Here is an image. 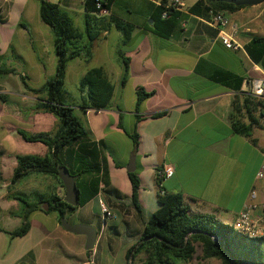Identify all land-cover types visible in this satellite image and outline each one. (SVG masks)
Returning <instances> with one entry per match:
<instances>
[{
    "label": "crops",
    "instance_id": "0c3cea01",
    "mask_svg": "<svg viewBox=\"0 0 264 264\" xmlns=\"http://www.w3.org/2000/svg\"><path fill=\"white\" fill-rule=\"evenodd\" d=\"M50 1L60 4L74 22L77 16L84 19V0ZM196 1L191 4L184 1V7L178 10L182 13V19L168 38L159 37L151 31L152 17L155 7L158 6L153 0H140L141 4L133 11L125 5L120 8L121 13L116 12L117 1L111 13L136 26L130 42L123 47L126 57L130 59L129 76L125 85L122 83L124 67L116 53L121 47L122 34L117 30L105 33L95 41L93 58L89 63L75 59L67 68L66 82L71 73L78 75L76 78L79 83L89 70L103 67L115 86L112 108L100 112L89 110L84 114L91 138L102 142L105 152L116 154V161L120 164L117 167L107 152L103 155L111 187L126 193L122 200L102 192L97 199L107 202L116 216V221L126 225L128 232L136 236V242L148 220L160 207L159 187L156 182L158 177L162 178L161 188L164 194H179L194 214L211 216L230 226L244 206L251 201L252 193L258 194L257 184L264 181L258 179L264 163L262 109L258 107L253 113L258 126L254 127L251 139L236 134L230 115L233 110L232 101L237 93L213 79L219 69L243 78L242 91L238 95L244 101L251 95V82L264 76L262 67L251 59L245 49L253 36L264 37V1L257 6H244L234 14H226L229 25L225 30L242 46L239 51L224 47L219 30L210 25V19L189 12ZM125 10L133 16L126 17ZM0 15L6 21L0 23V68L14 69L19 74L27 72L28 82L32 87L43 86L48 79L42 85L33 84L34 75L48 73L53 77L56 74L58 58L53 32L40 16V2L0 0ZM114 31L120 33L117 44L111 41ZM24 47L28 52L26 56L21 49ZM99 56H105L108 63L97 61ZM112 58L114 64L109 63ZM16 65L25 67V70L16 69ZM140 88L155 94L142 103L139 110L141 120L138 122L136 103L137 90ZM1 94L22 98L27 103L32 100L35 102L33 107L37 102L36 97L26 93L23 85L18 88L17 93L0 92ZM83 99L82 97V102L75 108L78 109L83 104ZM159 113L165 115L153 117ZM92 114L99 116L97 122H90ZM35 115L41 118L53 117L56 125L54 130L59 128V121L53 115ZM16 117L21 118L22 114L19 113ZM244 121L247 122L246 119ZM28 125L30 128L34 126L30 121ZM18 130L20 129L3 130V136L7 140L11 138L10 143L17 142L18 139L26 142L18 134ZM135 131L139 135L137 149L129 137ZM252 139L257 143L254 144ZM134 152L136 172L141 180L139 201L143 210L142 216L134 210L131 201L133 188L127 171ZM250 154L256 155L255 160H251ZM15 167L16 161L8 177L4 175L5 180L11 178ZM165 167L173 168L172 177L161 176ZM3 172L5 173L4 166ZM123 175L130 185L128 190H123L125 178L122 180L123 187L115 179L116 176ZM37 181L40 187L34 192L46 197L66 196L65 190L53 177L46 176L38 178ZM3 187L0 186V208L3 210L0 215H5L10 220H20L10 215L11 211H18L19 206L16 201L6 199L8 191ZM263 194V191L259 193L260 196ZM37 213L40 211L31 215L32 227L25 237L12 238L8 233L0 232V264H57L49 242L51 231L43 223H36L34 216ZM99 217L103 221L101 210ZM111 222L113 220L103 221L101 230L97 231L99 234L96 244L102 230L111 226L108 224ZM113 226L117 228L116 225ZM2 228L9 232L16 230ZM53 229L57 236L67 237L68 231L61 226L59 219ZM40 247L42 250L38 251ZM64 252L70 258L76 257L69 250ZM87 256L90 259L92 255L89 253ZM88 262V259L78 258L75 264Z\"/></svg>",
    "mask_w": 264,
    "mask_h": 264
},
{
    "label": "trees",
    "instance_id": "16d2710c",
    "mask_svg": "<svg viewBox=\"0 0 264 264\" xmlns=\"http://www.w3.org/2000/svg\"><path fill=\"white\" fill-rule=\"evenodd\" d=\"M38 1L41 19L51 28L54 35V48L58 58L56 74L39 88L29 84V75L16 73L14 69L0 68V78L3 75L18 74L26 93L37 98L34 112L53 115L59 121V128L54 132L42 131L32 134L18 130L24 141L43 144L47 147L48 153L44 157L15 156L16 167L7 185L6 199L20 203L19 210L11 211L10 215L20 218L22 224L12 232L0 227V232L8 233L12 238H22L29 233L32 227L31 215L36 211H44L42 207L46 203H49L48 213H58L61 224L62 218L67 220L68 215L76 213L78 208L97 199L101 192L118 200L125 197L110 185L109 174L103 160V155L107 151L105 152L102 142H96L91 138L90 132L76 114V105L67 103L65 82L68 64L75 59L89 63L93 58L95 41L105 33L117 30L122 34L121 47L116 53L124 67L122 83L125 85L129 76L130 59L126 57L123 47L130 42L136 26L111 13L118 0H84V32L75 27L73 18L60 4L50 0ZM171 1L162 0L161 4L155 7L152 17L151 31L162 38H168L182 19V13L171 7ZM242 8L244 6H236L224 0H197L189 12L209 20L211 13L234 14ZM164 13H167L166 17L163 16ZM0 23H6L1 15ZM245 49L251 59L264 70V37L253 36ZM213 79L237 93L232 101L231 125L236 134L251 139L254 127L258 126L253 113L261 107V114L264 117V101L252 95L241 101L238 93L242 91L244 79L227 70H217ZM79 91L82 95L86 94V97H83V104L79 106L84 113L89 110L100 112L112 108L115 86L103 67L89 70L79 82ZM154 94L143 88L137 90L138 122L141 120L139 110L142 103ZM164 115L165 113H159L153 117ZM129 137L137 149L139 135L135 131ZM252 142L257 143L254 139ZM111 154L110 157L113 159ZM4 155L5 152L0 150V186L6 183L1 164ZM113 160L116 166L120 167L116 159ZM60 167H66L71 175L78 176L76 182L80 197L78 207L67 204L65 197H46L38 194L28 198L14 191V186L35 174L53 177L65 190L63 182L58 177ZM128 175L133 188L132 204L139 216H142L139 174L135 171ZM156 182L159 187L160 207L146 223L137 242L128 249L126 264H135L141 255L145 257L143 264H190L196 256L197 245L202 249L203 261L216 259L222 264H264L263 239H250L236 232L233 226L225 225L214 217L194 214L181 195L161 194L163 192L161 177H158ZM101 185H104V188H101ZM2 212L0 208V214Z\"/></svg>",
    "mask_w": 264,
    "mask_h": 264
},
{
    "label": "rangeland",
    "instance_id": "374dc122",
    "mask_svg": "<svg viewBox=\"0 0 264 264\" xmlns=\"http://www.w3.org/2000/svg\"><path fill=\"white\" fill-rule=\"evenodd\" d=\"M194 0H187V4H191ZM140 0H118V4L116 5V12L121 13L122 7L125 5H128L130 7V10H134L135 7L140 5ZM133 7V8H132ZM125 16L126 17H132V13L127 12L128 10H125ZM124 15V14H122ZM75 27L81 31L84 32L85 29V23L83 18L76 17L75 20ZM120 36V33L117 31H114L113 36L111 37V41L115 42L116 44L119 43L118 37ZM22 53L24 56L28 55L26 47L21 48ZM29 59V56H28ZM117 59V57H116ZM100 62L108 63L105 56H99L96 59ZM16 62V61H15ZM110 64H114V58L109 62ZM15 65V64H14ZM74 66V65H73ZM16 69H22L25 70V67H21L16 65ZM27 75H29L27 72H23ZM76 74H71L68 76L67 82H66V91L68 93V97L66 99L67 103L72 105H79L82 102V97H86V94H83L79 91V83L77 82ZM54 77V76H53ZM35 80L33 84H39L42 85L45 83L47 79L52 78L51 74H42V75H34ZM33 78V79H34ZM29 81V80H28ZM32 83V82H30ZM21 80L20 76L18 74L13 75H3L0 78V92H7V93H17L18 88H20ZM29 96L34 97V95L29 94ZM127 97L129 98V94L127 93ZM22 98L16 97V96H6L5 94L0 95V150L5 152V155L1 158V164L2 169L3 166L5 167V173L4 175L8 177V174L10 170L12 169V165L16 161L15 156L16 155H33V156H40L44 157L48 153V149L46 146L40 144V143H27L23 142L18 139V141L14 142L12 141L10 143V140H7L3 135V130H10V129H22L25 130L27 133L32 134L36 133L38 131H56L55 129V121L52 119L53 117H39L33 113L34 107L32 106L35 102L30 100L28 103L26 101H21ZM24 103V104H23ZM29 103L31 105H29ZM22 114V117H16L17 114ZM76 114L80 117L82 120V123L87 127V117L85 116L84 112L81 109L76 108ZM16 117V118H15ZM58 121V119L56 118ZM99 120V116L96 114L90 115V122L94 121L97 122ZM30 121V124L33 123V128H30L31 126L28 125V122ZM31 129V130H30ZM264 134V132H263ZM4 147V148H3ZM5 150V151H4ZM107 154L110 156V152H107ZM113 159H116V154H111ZM256 155H251V160H255ZM13 173V172H12ZM12 177V176H11ZM45 175L41 174H35L31 175L29 177H26L21 182H19L16 186H14V191L16 193H20L28 198H33L38 195V193L34 192L36 189L40 187L38 184V178H44ZM125 178V181H124ZM117 181L120 182L121 187H123L122 180L124 181V189L130 188V185H128V180H126L125 175L123 177L116 176L115 178ZM10 179L7 178L6 183L2 184L1 186H4L3 188H6L9 184ZM257 192L258 195L261 191L264 192V181H260L257 184ZM123 196L126 197V193L124 191L121 192ZM263 195H259L258 202H261L264 198ZM106 205L107 202L105 200L103 201ZM20 208V203L16 202ZM19 210V209H18ZM99 210L100 204L99 200L93 201L89 206L85 208H78L76 213H73L71 215H68L67 221L71 225L76 224H86L94 227L96 230L100 231L103 221H101V218L99 217ZM135 210V209H134ZM136 212V210H135ZM34 218L37 220V224L43 223L49 231H51V247L54 251L55 257L54 260L57 261V264H75L76 259H88L87 264H126V254L130 247H132L136 241V236L131 235L124 223H118L116 221L117 219H114L113 222L108 223L111 224V226H108L106 229L102 230V233L98 239V242L95 246V248L88 252L86 249L87 245V237L83 235H76L70 232H66L67 237L63 238L61 236H57L54 233V225L56 224V220L59 219V215L56 212H46V211H40V213H37ZM87 220L91 222H86ZM39 221V222H38ZM41 222V223H40ZM86 222V223H85ZM22 224V220L20 219H7L5 215H0V227H5L7 229H18ZM113 225H116L117 228H115ZM135 241V242H134ZM44 247V245H42ZM42 248L40 247L38 251H41ZM65 250H69L70 253H73L76 257L70 258L66 256ZM196 256L194 260L190 264H222L219 260L212 259L208 261H203L202 259V249L199 245L196 246ZM92 255L90 259L88 258L87 254ZM145 257L139 256L135 264H143ZM56 263V262H55Z\"/></svg>",
    "mask_w": 264,
    "mask_h": 264
},
{
    "label": "built area",
    "instance_id": "2783aa9c",
    "mask_svg": "<svg viewBox=\"0 0 264 264\" xmlns=\"http://www.w3.org/2000/svg\"><path fill=\"white\" fill-rule=\"evenodd\" d=\"M153 2L159 6L162 0H153ZM171 7L178 11L184 7V1L172 0ZM163 16L166 17L167 13H164ZM209 23L219 30L221 42L225 48L232 51H239L242 48V46L234 40V36L227 33L225 30L229 25V19L226 14L211 13ZM251 95L258 100L264 101V76L251 82ZM173 173V168L165 167L161 176L170 178ZM258 179L264 180V163L258 173ZM101 188H104V185H101ZM163 194L162 192V195ZM258 197L256 192L252 193L251 201L244 206V209L237 216L232 226L236 232L250 239L264 240V199L258 202ZM99 204L103 221L114 220L116 218L114 212L102 200L99 201Z\"/></svg>",
    "mask_w": 264,
    "mask_h": 264
},
{
    "label": "water",
    "instance_id": "95a60500",
    "mask_svg": "<svg viewBox=\"0 0 264 264\" xmlns=\"http://www.w3.org/2000/svg\"><path fill=\"white\" fill-rule=\"evenodd\" d=\"M225 2L232 3L236 6H257L263 3L264 0H224ZM127 171L129 173H134L136 171V154L132 153L130 162L127 166ZM58 177L63 182L66 196L65 202L72 207H78L80 203L79 190L77 188L76 182L78 176H73L70 174L69 170L66 167H60L58 171ZM42 210L48 212L49 203L43 205ZM61 226L68 232L83 235L87 237L86 249L92 251L95 247L98 232L97 230L86 224H76L71 225L65 218L61 219Z\"/></svg>",
    "mask_w": 264,
    "mask_h": 264
}]
</instances>
